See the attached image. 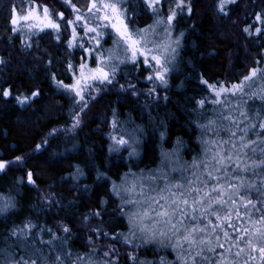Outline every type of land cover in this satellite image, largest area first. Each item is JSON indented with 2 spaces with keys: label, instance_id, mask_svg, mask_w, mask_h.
Instances as JSON below:
<instances>
[{
  "label": "trees",
  "instance_id": "trees-1",
  "mask_svg": "<svg viewBox=\"0 0 264 264\" xmlns=\"http://www.w3.org/2000/svg\"><path fill=\"white\" fill-rule=\"evenodd\" d=\"M72 2L85 11L89 0ZM219 3L185 0L183 9H176L173 32L180 38L176 68L164 85L152 87L153 94L131 90H149L148 77L154 74L151 65L138 59L121 66L98 95L88 92L81 101L63 85L74 82L82 61L95 65L93 54L85 51L91 45L78 42L82 47H69L71 26L65 27L58 18L59 40L53 29L31 31L27 21L10 23L14 6L23 16L29 8L47 5L54 12H65V21L74 19L69 6L63 0H0V159L23 157V163L0 171V194L13 197L15 205L0 213V237L31 220L67 237L73 255L83 257L81 264L89 258L97 264H160L161 259L179 264L170 244L160 246L145 239L125 242L128 217L113 186H119L130 170L137 175L160 167L168 171L174 160L184 166L193 158L202 159L201 140L213 134L199 125L216 116L211 103L215 93L203 81L231 86L252 67H264V33L255 32V27L264 28L255 19V14L264 12V0H234L223 11ZM175 5L176 0H162L161 16ZM123 8L132 29L145 28L157 19L145 0H124ZM249 25H254L251 35L244 30ZM111 37L107 33L105 43ZM3 90L10 95L5 97ZM203 97L208 102L201 109L196 101ZM261 103L248 100L254 109ZM128 134L135 136L133 143L110 151L115 144L111 136ZM174 151L176 156H171ZM28 171L34 184L27 180ZM63 225L71 232H63ZM36 247L43 249L51 264L55 254L49 246L37 241ZM133 252L135 261L130 259Z\"/></svg>",
  "mask_w": 264,
  "mask_h": 264
},
{
  "label": "snow or ice",
  "instance_id": "snow-or-ice-1",
  "mask_svg": "<svg viewBox=\"0 0 264 264\" xmlns=\"http://www.w3.org/2000/svg\"><path fill=\"white\" fill-rule=\"evenodd\" d=\"M145 2L158 16L154 24L145 28L132 29L125 22L124 0H89L85 10L87 16L72 0H63L74 13V19L66 21L65 12H54L47 5L43 6L42 16L36 8H29L26 15L18 16L14 6L10 23L16 25L18 19L37 20L39 23L35 26L41 30L45 27L57 30L56 38L59 40L61 24L57 22L58 18L64 21L65 27L71 26L69 47H82L77 42L78 25L85 34H95L91 39L96 46L100 45L102 34L98 28L110 26L115 30L116 39L111 48L103 52L92 47L85 49L89 54L96 51V67H89L82 61L79 75L74 73V82L63 85L83 101L86 89L93 88L95 82L110 84L120 64L129 59L136 61L139 56L144 57L146 64L154 62L155 78L166 83L168 53L170 50L174 53L175 49L171 48V43H157L152 37L158 25L166 24L164 33L170 39L176 9L182 10L185 0H176L175 9L170 8L166 17L158 14L157 6L162 0ZM223 3L221 0V11L224 10ZM187 8L191 12L190 4ZM255 19L264 24V12L255 14ZM28 26L33 27L32 24ZM253 27L249 25L244 30L251 35ZM255 32L262 34L264 28L255 27ZM68 67L73 69L74 66L69 63ZM203 82L215 93L211 103L215 106L212 111L216 113L215 118L199 125L205 132L213 133L211 138L201 140L203 158H193L189 165L193 169L190 175L175 181L169 179V173L163 167L156 169L159 177L149 175L150 183H145L142 173L137 175L131 170L126 173L122 184L113 186V193L120 197L122 212L124 206H132L136 210L123 212L128 217L129 232L120 235H124L125 242L129 244L133 243L137 233L145 240L166 239L177 252L179 264H264V67H252L247 75L231 86L221 84L217 87L208 84L207 80ZM58 83L63 84L62 81ZM38 94L33 92L31 95ZM3 95L7 97L10 92L3 90ZM255 99L262 102L260 108L254 109L248 104V100ZM207 102V97H203L196 104L203 109ZM113 127H116L115 121ZM111 139L115 144L110 146V151L129 144L124 135L111 136ZM41 147L36 145L37 149ZM17 163H23L22 156H16L13 161L0 159V171ZM26 175L27 180L34 184L33 173L28 171ZM160 178L164 181L163 187L158 183ZM14 206L13 197L0 194V213ZM62 231L70 233L71 229L63 225ZM45 234L50 238L44 240ZM37 241L48 245L55 254L51 264H81L83 257L73 255L67 237L58 236L53 229L39 227L31 220L23 227L14 226L7 235L0 237V264H49L43 249L36 247ZM130 259L137 260L135 252ZM87 264L97 262L89 258ZM139 264L147 262L139 261ZM160 264L167 262L161 259Z\"/></svg>",
  "mask_w": 264,
  "mask_h": 264
},
{
  "label": "rangeland",
  "instance_id": "rangeland-1",
  "mask_svg": "<svg viewBox=\"0 0 264 264\" xmlns=\"http://www.w3.org/2000/svg\"><path fill=\"white\" fill-rule=\"evenodd\" d=\"M234 1V0H232ZM230 3V0H224V3H223V8L228 5ZM124 4V3H123ZM220 6H221V0H220ZM36 8V11L37 13L42 16L43 14V7H37V5L34 7ZM157 9H158V14H159V17H162L161 16V13H160V6L158 5L157 6ZM84 14L87 16V12L84 11ZM168 15V14H167ZM166 15V16H167ZM157 16V15H156ZM166 16H163V17H166ZM158 18V16H157ZM157 20V19H156ZM23 21H27L25 22L27 24V26L29 24H32L33 27H29L28 26V29H30L31 31H41V29L39 27H36L35 25L39 23V21L37 20H34V19H30V20H23ZM174 21V20H173ZM173 21H172V25H171V37L170 39L166 36V34L164 33V28L167 27L166 24H160L157 26L156 28V34L152 37V39H154L157 43H171V48H174L175 49V52L172 53L171 50L169 51L168 55H169V62L167 63V67H168V72L165 74V80L167 81V77L168 75L170 74V72H172L175 68H176V58H177V49H178V46H179V35H175V33L173 32ZM92 22V21H90ZM126 22V21H125ZM21 24L22 23V19H18V23L17 24ZM43 29H51V28H43ZM54 30V29H53ZM98 31H100L102 34L100 35L99 39H100V45L99 46H96L94 41L91 39L92 36H94L95 34L94 33H88V34H85L84 31L81 32L80 28H79V25L77 26V32H78V37H77V42H87L91 45L92 48H96L98 51L100 52H103L105 49H108V48H111L113 46V41L114 39H116V34H115V30L112 29L110 26L108 27H103V28H98ZM55 32H57V30H55ZM107 33H110L112 34V37L107 41V43H105L106 39H107ZM178 41V43H177ZM151 46V45H150ZM93 54V59H94V63L95 65L92 67H96V51H93L92 52ZM90 55V54H89ZM138 59H143L144 60V57L143 56H139L137 58ZM135 61L129 59L127 60L125 63L129 64V63H133ZM125 63L123 64H120L118 69H117V72L118 73V70L121 66H123ZM89 67V63L87 62L86 63ZM147 65H151L152 68L154 69V62H149L147 63ZM153 79H148L149 80V83L151 85L150 89L149 90H145V89H134V88H131V90H133V93L136 91L137 93L139 94H153V92L155 91V87L152 88L153 86L155 85H164L165 83H162L160 80L156 79L154 74H153ZM96 84L98 85H101V87H98ZM103 86V83H100V82H95L94 84V87L91 88L90 90L86 89L85 90V94L88 93V92H91L90 95L94 94L93 96H96L99 94L100 92V89L102 88ZM122 88V87H121ZM152 88V89H151ZM124 89V87L122 88ZM234 102V101H233ZM86 105H84L85 107ZM209 134H213L212 132H208ZM135 136L131 135V134H128L127 137L125 139H128L129 142L133 143V139H134ZM208 138H211L209 135L206 137V139ZM137 139V138H136ZM175 153H173L171 156H176V151H174ZM17 164H21V163H17ZM190 164H187V165H184V166H181V164H178V161L174 160L173 161V164L170 165V169L168 167V171H166L165 169H163L165 172L169 173V179L175 181V180H180L182 177H187L190 175L191 171H193L192 168L189 167ZM161 168V167H160ZM175 168L176 171H172V169ZM158 169V168H157ZM185 169H187V171H185ZM138 175H141V174H138ZM143 177H144V181L145 183H150V181H148V177L149 175H157L159 177V174L156 172V169L154 170H150L148 172H145V173H142ZM125 179V178H124ZM123 182V181H122ZM158 183L160 184L161 187H163V179L160 178L158 180ZM122 184V183H121ZM120 184V185H121ZM119 185V186H120ZM155 186V185H153ZM125 209H126V212L128 211H135L136 209L132 206H125ZM146 223H150V221H146ZM137 241H141L143 239L140 238V234L137 233V237L135 238ZM150 242H154L160 246H164V245H168L170 244L171 246V243L168 241V240H161V238L157 237L156 239H153V240H148ZM172 247V246H171ZM173 248V247H172ZM175 251V250H174ZM175 254H176V258H177V252L175 251Z\"/></svg>",
  "mask_w": 264,
  "mask_h": 264
}]
</instances>
